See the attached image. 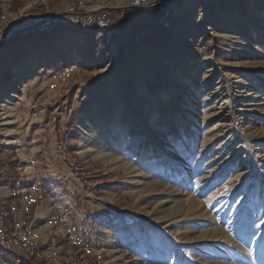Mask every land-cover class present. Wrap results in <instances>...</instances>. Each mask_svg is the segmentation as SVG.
Here are the masks:
<instances>
[{
  "label": "rangeland",
  "instance_id": "374dc122",
  "mask_svg": "<svg viewBox=\"0 0 264 264\" xmlns=\"http://www.w3.org/2000/svg\"><path fill=\"white\" fill-rule=\"evenodd\" d=\"M190 1L175 2L188 9L159 36L148 33L157 12L136 11L112 48L71 27L53 40L37 43L38 33L27 31L11 42L0 95L8 88L18 134L15 147L1 148L21 168L36 158V172L71 179L66 193L80 222L102 215L104 233L94 240L106 249L90 264H264V0ZM21 7L14 0L9 11ZM49 50L62 56H44ZM75 61H84L81 70L49 92L50 71ZM33 111L42 120H32ZM131 113L141 117L137 130L126 122ZM93 127V150L80 153Z\"/></svg>",
  "mask_w": 264,
  "mask_h": 264
},
{
  "label": "built area",
  "instance_id": "2783aa9c",
  "mask_svg": "<svg viewBox=\"0 0 264 264\" xmlns=\"http://www.w3.org/2000/svg\"><path fill=\"white\" fill-rule=\"evenodd\" d=\"M0 49L15 34L43 29L57 22L72 29L95 33V44L101 46L104 36L113 37L127 28L129 18L138 10L152 9L164 4L159 16L150 21L148 33L159 36L172 31L183 10L177 0H128L123 6L108 7L87 0H16L22 7L10 12L14 0H0ZM82 62L63 64L49 73L48 87L57 90L63 78L69 79L81 70ZM36 113L31 115V119ZM2 144H0L1 148ZM31 167L37 161L30 159ZM5 165L0 156V177ZM27 177V172L25 169ZM18 184V183H17ZM16 184V185H17ZM15 185V186H16ZM10 200L5 202L0 195V264H90L103 261L104 244H97L93 234L85 228L74 207L69 203L57 204L55 194L38 176L28 183L21 192L12 190ZM47 202V214L37 218L35 211ZM42 225L48 226L47 237L39 232ZM69 244L71 251L63 247Z\"/></svg>",
  "mask_w": 264,
  "mask_h": 264
},
{
  "label": "crops",
  "instance_id": "0c3cea01",
  "mask_svg": "<svg viewBox=\"0 0 264 264\" xmlns=\"http://www.w3.org/2000/svg\"><path fill=\"white\" fill-rule=\"evenodd\" d=\"M180 7L183 10V12L187 11V9H188V7L184 6V5H180ZM67 31L70 32V30H67ZM71 33L75 34L72 31H71ZM85 36H87V35H84V38H85ZM105 42L108 43V41L104 40L103 43H105ZM103 43H102V45H103ZM108 47H109V45H108ZM102 48L103 47H101L99 49V52H101V51L106 52V51L109 50V48L107 50L106 49L103 50ZM59 67L60 66H58L57 68H54V69H58ZM46 81H47L46 83H47V87H48V82L50 81L49 75H47V80ZM26 85H29V83H27ZM58 88H57V90H59ZM47 90L49 92H52V90L50 88L47 89ZM22 112H23V110H22ZM22 112L19 111V113L23 114L24 112L23 113ZM34 113H36L35 117H37L38 113L40 114L39 117H38V121L42 120V115H43L42 113L43 112L41 113V111L40 112L39 111H33L32 114H34ZM38 121L35 120V121H33V123H37ZM26 131H28V126L25 128V132ZM0 156L2 158V161L4 162V165H5V171L2 174V176L0 177V195L3 196L4 198H6V199H4L5 202H8L10 200L9 196H10L12 190L15 189V190H18L19 192H21L23 190V188H25V186L27 184H25L24 187H21V184H22V181L25 178H27V177H24L26 175L25 169L21 168V166L16 163L15 158L10 156V151L6 150L5 148L4 149L0 148ZM34 159L37 161L36 158H34ZM42 173H43V176L41 177L40 175H42ZM42 173L41 172H36V170H34V173H33L34 174L33 175L34 179L39 176L41 178V180L48 185L49 189L51 190V193L55 194V196H56L55 203L61 204V203L69 202L75 209V206L77 204L74 201V198L70 197L66 193V190L69 187V183H71V179H69L68 177H66L64 179H60L61 177H57L58 176L57 174L51 173V172H49V173L42 172ZM17 179H18V184L15 186L13 184V182L16 181ZM77 206H79V205H77ZM47 207H48L47 202L42 203L38 207V209L35 211V213H34L35 215H33V217H35L37 215L36 217L39 218L40 216L46 215L47 212H48L47 211ZM109 209H111V208H109ZM111 210H112V212L110 211V214L118 215L117 214L118 211H116L114 209H111ZM99 214L100 213H98V215L90 214L84 219L85 228L89 229L91 231V234L95 233L93 236L94 237L97 236L98 238H99V234H103L104 233L103 232L104 226L99 222L101 220L99 217H102V215L99 216ZM38 230H39V232L41 233L42 236L47 237L48 232H49L48 231L49 230L48 227H46L45 225H42V226H40L38 228Z\"/></svg>",
  "mask_w": 264,
  "mask_h": 264
},
{
  "label": "bare ground",
  "instance_id": "6f19581e",
  "mask_svg": "<svg viewBox=\"0 0 264 264\" xmlns=\"http://www.w3.org/2000/svg\"><path fill=\"white\" fill-rule=\"evenodd\" d=\"M194 1H190V3L194 5L197 0H194ZM242 3H243V1H241L239 3L240 6H241ZM245 9L246 10H245V14H244L245 17L244 18H245V20L247 19L246 22H248V19L250 20L252 14H253L254 8L251 5H249L248 8H245ZM262 11L263 10H261V12ZM238 21L239 22H237V25H239L241 28H244V25L243 24H245V23L242 24L240 20H238ZM77 47L78 46H76V47L74 46V49L76 50ZM51 54L55 58H58V57L62 56L61 53H59L58 50H53V51L49 50V51H46L44 56H48V55H51ZM83 60H86L87 61V59H83ZM83 64H84V61H83ZM22 66L23 65L21 63H19L18 65H16L12 69L15 77H17L20 74V72L23 70V67ZM206 75L208 76L210 74L207 73ZM65 79H67V78H63L62 80H65ZM23 81L20 80V79H18V77L14 79V82H15V84H16L17 87L20 86V85H22V82ZM219 89H220L219 86H217V89L216 90H219ZM13 91H15V90H13ZM7 94H8V88L4 89L1 92V95H0V124L7 126L3 131L2 130L0 131V144L7 145L8 147H15L16 144H17V137L16 136L18 134L17 133L18 131H16V129H14L13 126L11 127V124L14 123V116H15L16 113L14 112L13 106H11L10 103H9V97H8ZM90 111H91V109L89 111H87L84 115L81 116V119H80V122H79L78 126H79V128L82 131H84V128H86V126L88 124H90V122H89L90 119L89 118L92 115ZM135 113L134 114L133 113L129 114L128 120H126V122H129L128 124H129V128L130 129H133L135 127V130H137L138 129V124L137 123L141 119V117H138V114H135ZM150 116H151L150 118L152 119L153 112L150 114ZM147 122H149V121H147ZM131 123L133 125H130ZM97 132H98V130H97L96 127H93L91 130L87 131L86 135L84 136V139L80 143V147H81L80 153H84L85 151L91 152L93 150L92 147H91V143L93 141V138L97 135ZM152 132H154V130H152ZM151 134H153V133H151ZM257 148H258V151L256 152V154L258 155L259 152L262 151L263 145L260 144V145L257 146ZM17 151L19 153V156H21L23 162H26L25 164H27V158L28 157H27L26 154H24L23 149H20V146H19V148H17ZM116 156H118V152L115 155V157ZM26 166L27 167H25V169L27 171V178H25L22 181L21 187H24L25 184H28V183H30V182H32L34 180V176H33L34 174H33L32 167L30 165H28V164ZM46 227H48V226H46ZM110 234H111V236H114V233L111 232ZM63 248L64 249H68L69 251H71V247L69 246V244H66ZM105 249H106V246H104L103 250H105ZM203 263H204V261H203ZM207 264H217V261L216 260H212V261H209V262L207 261Z\"/></svg>",
  "mask_w": 264,
  "mask_h": 264
},
{
  "label": "trees",
  "instance_id": "16d2710c",
  "mask_svg": "<svg viewBox=\"0 0 264 264\" xmlns=\"http://www.w3.org/2000/svg\"><path fill=\"white\" fill-rule=\"evenodd\" d=\"M151 10H154V11L157 12L156 13L157 15H155L153 18L159 16L160 13H161V9H160L159 6L155 7V8H152V9H149V10H146L149 15H151ZM153 18L151 20H153ZM151 20H149V21H151ZM67 29L68 28L66 26H64L61 23L57 22L56 25H54L52 23L48 27H45L43 29H36V30H33V31L35 33H38V35H39L37 40H36V42L38 43L40 39H44V38H47V39H50V40L56 39V38L60 37V35L62 33H64V31L67 30ZM74 31H77L79 33L83 32V31L78 30V29H74ZM21 36H22V34H15L0 49V89L4 86L1 83L2 74L3 73L9 74V71H10V67L11 66L8 63V60L11 59V62H12L13 59H14L13 58L14 57L13 44L11 42H12V40H14L16 38L18 39L17 42H19ZM37 43H34L33 46L36 45ZM19 49L22 50L21 48H19ZM19 49H17V50L19 51ZM17 183H18V179L13 182L14 185H16Z\"/></svg>",
  "mask_w": 264,
  "mask_h": 264
},
{
  "label": "water",
  "instance_id": "95a60500",
  "mask_svg": "<svg viewBox=\"0 0 264 264\" xmlns=\"http://www.w3.org/2000/svg\"><path fill=\"white\" fill-rule=\"evenodd\" d=\"M159 7H160V9H163V8H164V4H160ZM9 39H10V37H9ZM9 39H8V40H9Z\"/></svg>",
  "mask_w": 264,
  "mask_h": 264
}]
</instances>
